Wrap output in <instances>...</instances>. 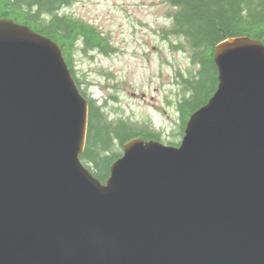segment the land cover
Instances as JSON below:
<instances>
[{
    "label": "water",
    "instance_id": "water-1",
    "mask_svg": "<svg viewBox=\"0 0 264 264\" xmlns=\"http://www.w3.org/2000/svg\"><path fill=\"white\" fill-rule=\"evenodd\" d=\"M214 63L179 146L134 138L103 184L62 48L0 18V264H264V43Z\"/></svg>",
    "mask_w": 264,
    "mask_h": 264
},
{
    "label": "trees",
    "instance_id": "trees-1",
    "mask_svg": "<svg viewBox=\"0 0 264 264\" xmlns=\"http://www.w3.org/2000/svg\"><path fill=\"white\" fill-rule=\"evenodd\" d=\"M78 0H0V18L27 25L56 41L64 52L74 79L89 102L88 137L83 164L103 184L110 177L112 165L122 156L123 146L134 138L162 142L161 133L149 125L138 126L126 119L112 118L106 111L108 102L100 101L82 89L77 77L74 54L100 48L112 50L109 39L95 26L62 14ZM175 11L170 14L171 27L163 30L173 51L190 55L196 72H177L178 99L174 103L179 115V136H184L191 115L208 103L218 87V69L214 63L215 47L226 39L249 37L264 43V0H168ZM114 98V96H113ZM116 99V98H114ZM180 143H169L179 146Z\"/></svg>",
    "mask_w": 264,
    "mask_h": 264
},
{
    "label": "rangeland",
    "instance_id": "rangeland-1",
    "mask_svg": "<svg viewBox=\"0 0 264 264\" xmlns=\"http://www.w3.org/2000/svg\"><path fill=\"white\" fill-rule=\"evenodd\" d=\"M174 11L168 0H78L61 12L95 26L109 39V54L84 52L83 46L74 54L82 89L106 100L112 118L147 124L166 145L182 141L174 105L180 89L177 72L198 70L188 53L171 49L175 37L163 38Z\"/></svg>",
    "mask_w": 264,
    "mask_h": 264
},
{
    "label": "flooded vegetation",
    "instance_id": "flooded-vegetation-1",
    "mask_svg": "<svg viewBox=\"0 0 264 264\" xmlns=\"http://www.w3.org/2000/svg\"><path fill=\"white\" fill-rule=\"evenodd\" d=\"M92 52H98V53L101 54L102 56L106 55V53H105L103 50H101L100 48H94V49L92 50ZM92 57H93V56H92Z\"/></svg>",
    "mask_w": 264,
    "mask_h": 264
}]
</instances>
